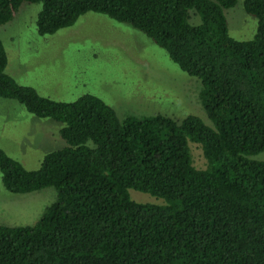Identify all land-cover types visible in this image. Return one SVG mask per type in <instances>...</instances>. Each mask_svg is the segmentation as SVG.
Returning <instances> with one entry per match:
<instances>
[{
  "label": "trees",
  "instance_id": "trees-1",
  "mask_svg": "<svg viewBox=\"0 0 264 264\" xmlns=\"http://www.w3.org/2000/svg\"><path fill=\"white\" fill-rule=\"evenodd\" d=\"M237 1L0 0V26L22 4H42L40 36L88 12L131 26L201 81L212 124L194 115L121 120L93 94L44 97L6 72L0 40V98L62 124L66 143L36 170L0 149L8 192L57 193L36 224L0 226V264H264V161L251 158L264 151V0L243 2L257 20L251 40L230 36L224 10ZM193 144L204 169L194 165ZM130 190L165 204L139 203Z\"/></svg>",
  "mask_w": 264,
  "mask_h": 264
},
{
  "label": "rangeland",
  "instance_id": "rangeland-1",
  "mask_svg": "<svg viewBox=\"0 0 264 264\" xmlns=\"http://www.w3.org/2000/svg\"><path fill=\"white\" fill-rule=\"evenodd\" d=\"M243 2L238 0L224 13L230 36L251 40L257 20L246 13ZM41 9L42 4L24 3L11 22L0 26L8 54L6 72L19 84L62 102L96 95L121 120L161 114L181 123L194 115L212 126L199 99L201 81L181 71L151 39L94 12L81 16L72 27L40 36L36 21ZM61 127L32 115L15 100L0 98V149L28 170L38 169L46 154L66 145ZM191 148L194 165L204 169L207 162L201 148L195 144ZM251 158L264 161V151ZM129 192L139 203L165 204L149 194ZM56 196L52 187L12 194L4 188L0 172V226L36 224Z\"/></svg>",
  "mask_w": 264,
  "mask_h": 264
}]
</instances>
